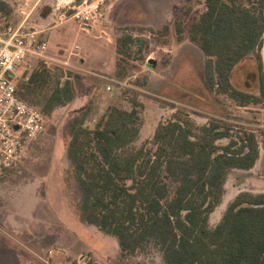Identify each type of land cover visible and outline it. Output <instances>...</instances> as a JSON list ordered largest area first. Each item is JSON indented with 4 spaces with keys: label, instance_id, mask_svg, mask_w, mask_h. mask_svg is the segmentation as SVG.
I'll return each instance as SVG.
<instances>
[{
    "label": "rangeland",
    "instance_id": "obj_1",
    "mask_svg": "<svg viewBox=\"0 0 264 264\" xmlns=\"http://www.w3.org/2000/svg\"><path fill=\"white\" fill-rule=\"evenodd\" d=\"M202 6L203 0H0V31L26 19L24 29L43 30L41 36L50 42L51 54L66 59L68 46L80 43L82 48L69 65L47 66L31 58L18 68V90L39 108L42 98L66 78L73 82L75 96L44 114V131L30 144L21 162L0 175V243L19 246L21 259L29 264H80L77 259L89 256L88 252L76 258L66 250L82 246L92 236L93 244L107 248L109 255L100 263L89 256L85 264H165L152 244L133 253H118L111 239L98 236V227L81 219L80 194L66 153L71 124L83 118V125L94 128L112 106L137 110L142 123L135 146L149 140L159 122L174 116H189L196 124L216 120L232 132H255L259 157L250 169H229L210 226L219 221V212L222 215L240 191L264 192V99L238 105L207 87L206 57L188 39V26ZM85 15L92 16L90 34L79 27ZM177 20L184 28L182 39L176 36ZM100 30L107 33L108 40L93 38ZM78 32L84 43L76 42ZM125 35L132 40L122 45ZM260 53L264 69V41ZM150 58L154 64H148ZM38 67L51 72L43 87L26 83ZM230 78L235 87L259 95L254 54L240 61ZM108 84L111 91L105 89ZM217 142L227 143L228 139ZM79 227L87 234L84 240L76 234Z\"/></svg>",
    "mask_w": 264,
    "mask_h": 264
},
{
    "label": "trees",
    "instance_id": "obj_2",
    "mask_svg": "<svg viewBox=\"0 0 264 264\" xmlns=\"http://www.w3.org/2000/svg\"><path fill=\"white\" fill-rule=\"evenodd\" d=\"M175 32L183 38L180 20ZM188 39L206 57L209 89L238 105L264 99V0H203L188 26ZM131 40L125 35L122 45ZM249 54L257 61L259 95L235 87L230 78ZM50 74L38 67L26 83L43 87ZM74 96L73 82L60 80L42 98L40 109L49 114ZM141 123L135 108L117 106L94 128L83 125V118L72 122L66 153L82 221L114 236L122 253L154 245L165 264H264V192L240 191L214 226L208 222L229 169L247 170L256 163L255 132H232L216 120L196 124L189 116H174L159 122L152 137L135 146ZM222 138L228 142L218 143ZM261 141L264 145V132Z\"/></svg>",
    "mask_w": 264,
    "mask_h": 264
},
{
    "label": "built area",
    "instance_id": "obj_3",
    "mask_svg": "<svg viewBox=\"0 0 264 264\" xmlns=\"http://www.w3.org/2000/svg\"><path fill=\"white\" fill-rule=\"evenodd\" d=\"M20 12L25 13V10L20 8ZM91 17L85 15L79 22L81 30L88 34L92 31ZM25 20L16 27L0 31V175L21 162L30 144L44 131V113L18 94V68L31 58L41 60L47 66L69 65L70 58H76L82 50L76 43L67 50L66 59L51 54L41 30L24 29ZM93 38L109 39L103 30ZM105 89L111 91V84ZM88 259L89 256L80 255L77 262L85 264Z\"/></svg>",
    "mask_w": 264,
    "mask_h": 264
},
{
    "label": "crops",
    "instance_id": "obj_4",
    "mask_svg": "<svg viewBox=\"0 0 264 264\" xmlns=\"http://www.w3.org/2000/svg\"><path fill=\"white\" fill-rule=\"evenodd\" d=\"M41 32H43V30H41ZM78 34H79L78 36H80V39L78 41H76V42H82V43H84L85 42V39L83 38L82 35H80L79 32H78ZM44 38H46V37L44 36ZM49 44H50V42L48 41V45ZM78 44H80V43H78ZM68 47L70 48L71 46H68ZM49 51H50V48H49ZM147 62H148V64H150V63L154 64L155 63V60H152L150 58V59H148ZM220 213L221 212H219L218 217L221 216ZM211 215H213V213H210L209 214L208 221H211ZM216 221L213 222L214 225H215V223H217ZM87 224H85V225L83 224V227H86ZM88 225H90V224H88ZM94 227H96V226H94ZM78 230H80V232L78 231L76 233L77 236L80 239L84 240L85 239V236L84 235H87V234H84L81 231V227H79ZM96 230H97V233H98V236L99 237H102L103 239L104 238L111 239V241H113V243H114L113 244L114 249L119 253L120 247L118 245V242H117L116 238L114 236H111L109 234H106V233L102 232L100 229L99 230L96 229ZM89 238L90 239L88 240V242L91 241V243H88V242L83 241L82 242L83 243L82 246H80L78 248H75V249L68 248V250H66L67 253L69 255L74 256V257L77 258L80 253H82V252H88L89 256L92 259H94L95 261L99 262V263L102 262L103 260H107L106 257H108V255H109V253H107V251H108L107 248L105 247L106 249H98L96 247V245L93 244L95 242V238L92 237V236H90ZM11 244L12 245L7 244V243H2V242L0 243V264H29L28 261H25V260H22L21 259V255L19 253V251H20L21 248L19 246H17L16 244H14V243H11ZM50 255H53L52 252H51ZM56 257H58V256H56Z\"/></svg>",
    "mask_w": 264,
    "mask_h": 264
}]
</instances>
